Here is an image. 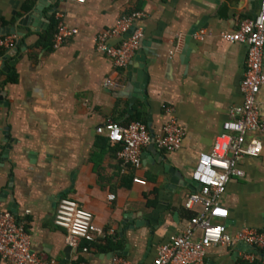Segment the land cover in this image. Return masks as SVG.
Masks as SVG:
<instances>
[{"label": "crops", "instance_id": "obj_1", "mask_svg": "<svg viewBox=\"0 0 264 264\" xmlns=\"http://www.w3.org/2000/svg\"><path fill=\"white\" fill-rule=\"evenodd\" d=\"M51 1L34 0L27 10L28 0H0V27L15 31L0 36L13 37L10 47H0V91L7 103L0 104V211L13 205L33 252L57 264H113L117 255L132 264H154L158 247L201 210L185 207L193 191L172 184L167 169L180 182L192 179L200 155L212 151L223 123L244 102L248 46L228 43L221 33L254 18L261 0ZM38 5L37 16L22 25ZM136 11L144 13L134 24L143 33L140 46L128 67L116 71L95 38ZM53 21L57 26L49 35ZM61 22L78 33L55 48ZM202 29L209 35L199 41L195 34ZM129 82L137 87L121 97ZM258 103L264 118V86ZM167 107L184 129L183 142L173 152L145 146L138 170L125 168L117 157L120 145L97 133L108 119L125 125L139 115L157 137L169 121ZM262 141V154L243 160L244 177L233 178L221 199L229 217L219 222L232 235L244 227L264 231ZM135 176L147 185L135 184ZM59 197L76 200L113 234L83 239L67 251L68 233L54 223ZM126 213H141L131 220L147 224H122ZM244 253L242 244L211 247L205 264H237ZM0 264L9 263L0 258Z\"/></svg>", "mask_w": 264, "mask_h": 264}, {"label": "built area", "instance_id": "obj_2", "mask_svg": "<svg viewBox=\"0 0 264 264\" xmlns=\"http://www.w3.org/2000/svg\"><path fill=\"white\" fill-rule=\"evenodd\" d=\"M84 3L85 0H75ZM144 16L142 11L121 16L116 24L101 31L95 38V45L105 53L113 63L116 71L126 69L139 49L143 33L136 29L131 36L125 37L134 24ZM76 29L59 23L55 36V48L76 35ZM209 35L205 29L199 30L195 38L205 40ZM221 38L228 43H242L248 46L246 69L241 82L243 105L234 109L231 118L223 123V132L216 138L210 153L201 154L192 173V180L201 185L199 191L193 192L186 200L185 207L193 210L200 206L190 225L169 242L158 247L154 264H205L207 252L211 247H235L245 244L257 249H264V231L244 227L234 235L230 234L224 223L229 211L222 206L221 199L233 178H243L241 163L247 157H258L263 152L264 118L260 115L258 95L264 86V0L260 2L258 14L244 20L234 32H223ZM120 39L117 45L110 41ZM13 37H0V47L8 48ZM108 80V86H114ZM169 121L162 133L156 137L158 148L173 152L183 142L185 132L174 116V109L167 107ZM97 133H107L109 140L121 146L117 152L118 160L125 168L138 170L142 166V149L151 143V135L146 124L135 121L122 125L112 119L97 129ZM133 182L145 186L147 182L135 176ZM110 200L115 197L109 196ZM56 226L68 233L67 244L78 249L83 239L93 241L98 237L113 234L111 230L97 226L94 215L76 200L62 198L54 217ZM200 236L196 237V232ZM87 251V248L84 249ZM0 258L9 264H57L33 252L30 236L24 225L10 211H0ZM244 261L253 262L255 254L244 253ZM113 264H132L129 260L115 256Z\"/></svg>", "mask_w": 264, "mask_h": 264}, {"label": "water", "instance_id": "obj_3", "mask_svg": "<svg viewBox=\"0 0 264 264\" xmlns=\"http://www.w3.org/2000/svg\"><path fill=\"white\" fill-rule=\"evenodd\" d=\"M43 1L44 0H41V4H43ZM47 1H49V2H51L52 3V1L51 0H47ZM38 10H40V6L38 5L36 8H35V10L33 11V13L30 15V17H26V19H24V21L23 22H21V24L22 25H27V21L31 18V16H37V11ZM40 26V25H39ZM42 26V25H41ZM137 28L135 27V26H133L129 31H128V33L126 34V36L125 37H129V36H131L132 35V33L136 30ZM15 33V31H14V29H13V26H9V27H4V28H1L0 27V36H4V35H9V34H14ZM10 53H12V52H10ZM137 59H139L138 57H137ZM131 68H129V70H130ZM130 76H131V74H130ZM146 79V78H145ZM132 81H134L133 80V78H132ZM144 86V85H143ZM143 86L141 85L140 86V88L141 89H143ZM134 87H137V85L135 84V83H131V82H129L128 84H127V86L125 87V89H124V94H122L121 95V97L123 96V95H125V94H128L129 92H131V91H134ZM3 96H4V92H1L0 91V104H4L5 106L7 105V103L5 102H3L2 100H3ZM134 98H135V95L134 96H131L130 97V101H131V103L134 101ZM155 139H156V135L155 134H151V143H150V149L151 148H154V149H159L158 148V146H157V144L155 143ZM151 151V150H150ZM152 153V152H151ZM167 172H169V173H171V174H173V176H172V178H171V183L172 184H181V185H184V186H186V187H188L189 189H191L193 192H196V191H199L200 189H201V185L198 183V182H195V181H193L192 179H188V178H185V177H182V182H180L179 181V174H177L176 173V171H173V169H167ZM61 200V197H59L58 198V200H57V202L58 201H60ZM56 205H57V203H56ZM12 206L13 205H10L9 206V208H8V211H11V212H13L14 213V207L12 208ZM139 216H141V213H126L125 215H124V219H123V221H122V224H126V222H129L131 225H133V227H141V226H143L144 224H147V221H144V220H137V221H132L131 219L134 217H139ZM242 245H244L245 246V248H246V251L248 252V253H251V254H255V255H262L263 256V258H264V254L260 251V250H258L257 248H254V247H251V246H249V245H245V244H242ZM72 250V248L71 247H68V250L67 251H71ZM68 257V256H67ZM61 264H64V262L63 263H61ZM264 264V263H263Z\"/></svg>", "mask_w": 264, "mask_h": 264}, {"label": "trees", "instance_id": "obj_4", "mask_svg": "<svg viewBox=\"0 0 264 264\" xmlns=\"http://www.w3.org/2000/svg\"><path fill=\"white\" fill-rule=\"evenodd\" d=\"M34 4V0H28V3L26 5V9H30ZM57 26V22L56 21H53V24L51 25L50 29L48 30L47 34H53L55 31V27ZM134 121H139L141 122L140 120V117L139 115H137V117L134 119ZM134 121H131L129 122L128 124H125V125H129L130 123L134 122ZM119 149H121V146L119 147ZM260 250L263 254H264V249H258ZM264 263V258L262 257V255L258 256V258L253 261V262H247V261H244V260H239L237 264H263Z\"/></svg>", "mask_w": 264, "mask_h": 264}]
</instances>
